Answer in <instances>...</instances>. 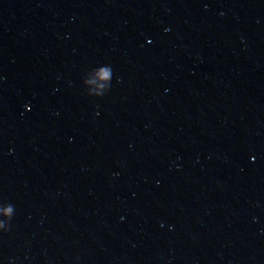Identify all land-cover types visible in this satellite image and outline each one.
I'll use <instances>...</instances> for the list:
<instances>
[{"label":"water","instance_id":"1","mask_svg":"<svg viewBox=\"0 0 264 264\" xmlns=\"http://www.w3.org/2000/svg\"><path fill=\"white\" fill-rule=\"evenodd\" d=\"M0 264H264V0H0Z\"/></svg>","mask_w":264,"mask_h":264}]
</instances>
